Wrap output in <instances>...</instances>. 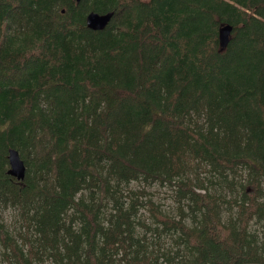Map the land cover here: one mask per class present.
<instances>
[{
  "label": "trees",
  "instance_id": "trees-1",
  "mask_svg": "<svg viewBox=\"0 0 264 264\" xmlns=\"http://www.w3.org/2000/svg\"><path fill=\"white\" fill-rule=\"evenodd\" d=\"M90 11L112 12L104 29L86 28ZM140 180L174 188L178 215L124 206ZM263 183L264 0H0V205L21 217L15 235L0 221L5 264H157L134 235L139 206L182 264H264L250 229Z\"/></svg>",
  "mask_w": 264,
  "mask_h": 264
},
{
  "label": "rangeland",
  "instance_id": "rangeland-1",
  "mask_svg": "<svg viewBox=\"0 0 264 264\" xmlns=\"http://www.w3.org/2000/svg\"><path fill=\"white\" fill-rule=\"evenodd\" d=\"M199 171L200 177H210L207 172ZM243 181V179H240ZM208 190L211 192H216V194L224 195L226 199L231 198L234 192L230 189V187L225 184L223 181L212 179V183L207 185ZM264 188V183H263ZM174 188L168 187L166 185H160L156 182L149 183L145 181H132L128 185H124L121 187V193L124 195L121 198L124 206H126L130 198L139 197V200L145 201L150 199L154 204L158 205L162 212L169 214L171 216H177L179 211V205L174 199ZM264 202V196L261 199ZM102 220L106 222L109 218L110 214L114 213V209L112 208L111 203H107L106 207L102 209ZM229 210H227L226 206L222 210L223 219H227L229 215ZM20 213L16 206L11 205H0V221H2L10 233L15 235L20 227ZM133 220V230L134 235L137 238H143L144 244L147 248V253H151L150 259L151 262L157 261V264H182L181 262L183 254L181 253V247L177 246L175 241V236L170 234H160L156 235L152 230H148L149 228L154 227V223L150 214L147 210V207L139 206L136 215L132 217ZM80 225L79 221L73 223L74 227H78ZM250 229L256 233L259 241L264 239V226L262 223L252 222ZM143 240V239H142ZM179 248V249H178ZM179 250V251H178ZM177 252V253H176ZM175 256V260H167V257ZM0 264H5L1 255L0 248Z\"/></svg>",
  "mask_w": 264,
  "mask_h": 264
},
{
  "label": "water",
  "instance_id": "water-1",
  "mask_svg": "<svg viewBox=\"0 0 264 264\" xmlns=\"http://www.w3.org/2000/svg\"><path fill=\"white\" fill-rule=\"evenodd\" d=\"M78 2L79 0H75ZM112 12L98 13L90 11L85 16V26L92 31H99L104 29L109 23ZM232 32V26L229 24H221L218 29V43L220 50L226 48ZM8 168L6 174L15 178L18 182L23 181L25 177V164L21 159L17 150L9 148L7 150Z\"/></svg>",
  "mask_w": 264,
  "mask_h": 264
}]
</instances>
